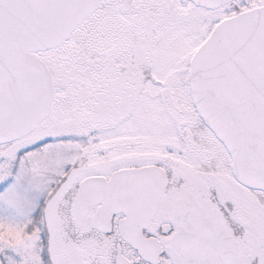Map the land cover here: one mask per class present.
Here are the masks:
<instances>
[{
    "label": "snow or ice",
    "instance_id": "snow-or-ice-1",
    "mask_svg": "<svg viewBox=\"0 0 264 264\" xmlns=\"http://www.w3.org/2000/svg\"><path fill=\"white\" fill-rule=\"evenodd\" d=\"M0 264H264V0H0Z\"/></svg>",
    "mask_w": 264,
    "mask_h": 264
}]
</instances>
